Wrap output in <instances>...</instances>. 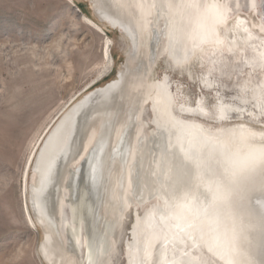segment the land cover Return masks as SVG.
<instances>
[{
	"label": "bare ground",
	"instance_id": "6f19581e",
	"mask_svg": "<svg viewBox=\"0 0 264 264\" xmlns=\"http://www.w3.org/2000/svg\"><path fill=\"white\" fill-rule=\"evenodd\" d=\"M85 1L97 19L122 33L129 48L118 77L69 105L30 155L33 181L26 188L25 210L42 234L40 259L82 264V246L89 264H109L126 213L133 209L126 264H264L259 179L237 187L218 205L220 227L197 215L212 202L216 185L231 181L233 168L264 150V131L223 125L246 103L264 117V0ZM246 10L261 23L244 18ZM104 44L111 64L110 41ZM160 45L175 64L200 59V83L210 91L222 78L233 79V71L248 69L236 84L239 105L216 98L208 109L203 97L194 106L183 99L176 104L167 78H150ZM146 105L151 129L141 117ZM194 117L220 125L210 127ZM64 206L70 219L62 228Z\"/></svg>",
	"mask_w": 264,
	"mask_h": 264
},
{
	"label": "rangeland",
	"instance_id": "374dc122",
	"mask_svg": "<svg viewBox=\"0 0 264 264\" xmlns=\"http://www.w3.org/2000/svg\"><path fill=\"white\" fill-rule=\"evenodd\" d=\"M242 16L261 23L250 11H244ZM83 17L99 26L102 33ZM106 39L110 41L111 64L102 52ZM128 48L122 33L97 19L85 0H0V264H44L37 252L42 234L31 226L25 210L26 188L33 181L32 157L48 129L69 105L116 79L126 62ZM162 48L158 47L150 78L166 77L176 104L183 99L194 106L203 97L208 109L216 98L226 105H239L236 84L247 76L248 69L233 71V79L222 78L210 91L200 83V59L175 64ZM250 75L255 77L257 72ZM241 107L233 110L223 125L246 124L264 131V117L249 103ZM141 117L151 129L149 105ZM193 119L210 127L220 125L211 119ZM146 207L138 208V214L142 215ZM62 209L63 228L70 212L66 206ZM133 221L132 209L123 220L109 264H126L125 246L131 240ZM80 258L82 264H89L82 246Z\"/></svg>",
	"mask_w": 264,
	"mask_h": 264
},
{
	"label": "snow or ice",
	"instance_id": "6c2138e0",
	"mask_svg": "<svg viewBox=\"0 0 264 264\" xmlns=\"http://www.w3.org/2000/svg\"><path fill=\"white\" fill-rule=\"evenodd\" d=\"M169 6L172 7L173 5L170 4ZM189 6L199 7V4L190 2ZM214 7H216L217 9L218 16L222 17L224 13L221 6L217 4L214 5ZM208 86L211 87L210 84ZM219 119H226L223 108L221 109ZM189 155L191 156L192 153L190 152ZM230 175L231 181L227 185L218 183L215 187V190L213 191L212 202H206L202 208L198 209L197 212L198 216H203L211 220L217 227H220L222 225L221 212L218 205L220 203L229 201L232 192L237 187L252 183L257 179H259L261 183H264V150H261L255 155L251 156L245 164L233 168L230 172ZM205 200L207 201V197H205ZM185 206H187L186 203ZM189 227L195 229L196 225L190 224Z\"/></svg>",
	"mask_w": 264,
	"mask_h": 264
},
{
	"label": "water",
	"instance_id": "95a60500",
	"mask_svg": "<svg viewBox=\"0 0 264 264\" xmlns=\"http://www.w3.org/2000/svg\"><path fill=\"white\" fill-rule=\"evenodd\" d=\"M118 77V73H117V76H116V78Z\"/></svg>",
	"mask_w": 264,
	"mask_h": 264
}]
</instances>
